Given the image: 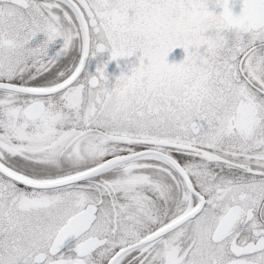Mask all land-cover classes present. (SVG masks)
Masks as SVG:
<instances>
[{
  "label": "snow or ice",
  "instance_id": "snow-or-ice-1",
  "mask_svg": "<svg viewBox=\"0 0 264 264\" xmlns=\"http://www.w3.org/2000/svg\"><path fill=\"white\" fill-rule=\"evenodd\" d=\"M0 264H264V0H0Z\"/></svg>",
  "mask_w": 264,
  "mask_h": 264
},
{
  "label": "flooded vegetation",
  "instance_id": "flooded-vegetation-1",
  "mask_svg": "<svg viewBox=\"0 0 264 264\" xmlns=\"http://www.w3.org/2000/svg\"><path fill=\"white\" fill-rule=\"evenodd\" d=\"M210 8L212 7V5H209ZM219 7L215 8V11H218ZM131 10H130V15H131ZM44 39L43 34H39L36 38L35 43H38L40 41H42ZM62 45V40H57L53 46L50 47V52H54L56 49H58L60 46ZM139 55V53H137L136 55L132 56V57H122L119 58L118 60H114V61H110L107 65V73L109 74V78L111 82H115V77L119 76L120 73L123 71L126 74H130V70L132 67H135L138 64L137 61V56ZM185 53L184 50L182 48H175L172 50L171 53H169L167 60L169 64L172 63H179L180 61H182L184 59ZM108 59V54H102L101 56H98L96 58H92L89 60L88 64H87V69L90 73H95L96 68L98 63H100L103 60H107Z\"/></svg>",
  "mask_w": 264,
  "mask_h": 264
},
{
  "label": "clouds",
  "instance_id": "clouds-1",
  "mask_svg": "<svg viewBox=\"0 0 264 264\" xmlns=\"http://www.w3.org/2000/svg\"><path fill=\"white\" fill-rule=\"evenodd\" d=\"M191 16H192V13H185V16H184V20H185V24H187L189 27H191ZM219 17L217 16H212V15H208L204 21V24L201 25L202 28H207V27H210V26H213L214 24H216L218 21H219ZM181 91V87L180 85L175 82V81H172V82H169L166 87L164 88V93L165 95H168V96H175V95H178ZM101 92H103V90H101ZM130 99V97H123V96H120V95H117L115 97H108L105 99V103H104V107L106 109H113L114 107H117V106H120L124 103H126L128 100Z\"/></svg>",
  "mask_w": 264,
  "mask_h": 264
},
{
  "label": "water",
  "instance_id": "water-1",
  "mask_svg": "<svg viewBox=\"0 0 264 264\" xmlns=\"http://www.w3.org/2000/svg\"><path fill=\"white\" fill-rule=\"evenodd\" d=\"M230 6L234 14H239L242 6V0H230ZM222 9L218 8V11ZM71 239V238H70Z\"/></svg>",
  "mask_w": 264,
  "mask_h": 264
}]
</instances>
